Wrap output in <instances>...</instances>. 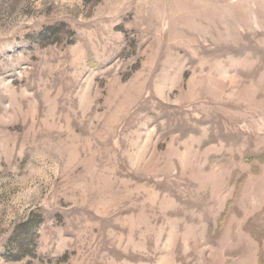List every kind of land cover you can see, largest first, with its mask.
Here are the masks:
<instances>
[{"label": "rangeland", "instance_id": "obj_1", "mask_svg": "<svg viewBox=\"0 0 264 264\" xmlns=\"http://www.w3.org/2000/svg\"><path fill=\"white\" fill-rule=\"evenodd\" d=\"M0 264H264V0H0Z\"/></svg>", "mask_w": 264, "mask_h": 264}, {"label": "trees", "instance_id": "obj_2", "mask_svg": "<svg viewBox=\"0 0 264 264\" xmlns=\"http://www.w3.org/2000/svg\"><path fill=\"white\" fill-rule=\"evenodd\" d=\"M31 220V218L30 219H28V221H30Z\"/></svg>", "mask_w": 264, "mask_h": 264}]
</instances>
